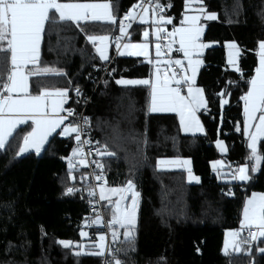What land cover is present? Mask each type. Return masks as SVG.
Returning a JSON list of instances; mask_svg holds the SVG:
<instances>
[{
  "label": "trees",
  "instance_id": "16d2710c",
  "mask_svg": "<svg viewBox=\"0 0 264 264\" xmlns=\"http://www.w3.org/2000/svg\"><path fill=\"white\" fill-rule=\"evenodd\" d=\"M65 1L106 2L59 0ZM161 1L172 5L163 14L177 16L175 21L184 11L186 0ZM137 2L112 0L114 14L119 18ZM192 4L200 7L195 0ZM203 5L217 15L215 20L201 21L205 25L201 40L217 43L200 57L203 66L197 83L208 102L199 111L204 134H183L175 113H149L150 86L116 83L121 79L150 80L153 73L152 64L141 57L117 53L112 38L119 35L118 21L74 22L53 17L44 27L38 62L54 72L28 78L32 95L64 88L71 94L75 87L90 95L86 114L92 139L100 151L107 145L108 151L116 153L101 156L105 184L124 188L132 180L139 193L132 238L121 236L118 242L117 256L124 264H264V253L259 251L264 248V238L252 240L242 229L239 239H245L247 250L222 251L225 230L239 228L246 198L264 193V138L258 144L262 159L253 172L241 99L255 75L258 43L264 40V0H203ZM144 26L133 25L128 37L140 40ZM89 35L110 38L105 44L112 62L105 73L93 71L106 61L96 51L100 42H90ZM231 42L240 49L238 63L232 66L227 47ZM11 70L10 52H0V83L8 82ZM222 91L227 95H218ZM222 100L228 103L222 105ZM26 133L16 132L0 150V264H100L103 255L94 254L98 253L95 234L103 230L85 225V194H67L69 186L80 184L83 172L69 167L76 158L75 134L72 139L54 134L39 154L18 155ZM216 140L227 146L225 170L230 174H219L213 168L220 157L213 144ZM161 158L190 159L199 183H188L182 170L159 168ZM244 164L251 177L245 183L221 179ZM104 203L111 216L113 205ZM60 241L72 244L65 247Z\"/></svg>",
  "mask_w": 264,
  "mask_h": 264
},
{
  "label": "snow or ice",
  "instance_id": "6c2138e0",
  "mask_svg": "<svg viewBox=\"0 0 264 264\" xmlns=\"http://www.w3.org/2000/svg\"><path fill=\"white\" fill-rule=\"evenodd\" d=\"M194 0H186V8L189 7ZM200 5L198 11L200 13L207 12L206 7L203 5V0H195ZM149 5L148 7L145 4ZM171 4H163L160 0H139V3L133 5V9H142L143 15L137 17L136 12L130 9L122 19L119 20V31L121 36L115 37L118 42L124 36L127 35V28L131 27V23L125 24V21L139 20L142 23H148L145 16L149 12L150 8L156 19L153 21L155 27V35L157 40L161 39V34H166L169 37L179 36V48L177 51L183 53V56L187 59V68L184 66V61L181 59L169 60L165 63L169 68L173 65L179 66L178 69H174L171 72V76L165 74L160 76V68H156V79L151 81L149 79H121L117 80V84L123 85H146L150 86V102L148 104L149 113H177L180 119V125L185 132L195 131L203 132V126L197 116V112L200 109L207 108V100L205 99L204 89L195 87L196 74L203 63L200 59H193L192 57L201 55V49L211 47V44L200 43L201 35L204 31L203 27L198 24L200 20L199 15H185L181 24L187 22L188 26L173 27L171 32H168L166 28L162 27L165 24L172 23V17H166L163 13L166 8H170ZM115 4L112 0H106L103 3H61L59 0H0V52L9 53L11 55V73L7 77V83H0V149L4 148L8 143L10 137L13 136L14 131L19 125L26 124L31 121L34 127L23 137V146L20 147L18 153H24L29 148H35L37 152L43 146L47 138L56 131L57 128H61V134L64 136H71L76 133V141L80 143H88V141H81L80 132L83 131V125L89 123L87 118H82L83 125H73L71 123L65 124V121L69 117L74 115L72 109H64L63 105L67 102L69 89H55L50 91L44 89L39 94L32 95L29 92L28 75H25L22 69L28 66H35L39 59L41 34L44 31L45 23L52 20L54 14H58L60 21H74V22H87V21H104L112 24H116L118 17L115 13ZM207 20L217 19L215 13H207L205 16ZM145 41L149 37L147 30L143 33ZM87 39L90 42H100V46L96 47V51L102 60H109L107 55V44L109 36L101 35H89ZM173 40L166 47L171 51ZM117 48L120 45L117 43ZM125 49H135V51L127 52L128 55L134 56H149V44L137 43V44H124ZM229 48L228 63L230 65H237L238 57L240 56V49L235 42H231L227 45ZM156 56L160 57L161 44L155 45ZM259 66L255 69V75H253L248 81V91L241 97L244 101V115L245 121L243 131L245 135L250 137L248 147L250 148L249 160H254L255 164L252 166L251 171H257L261 155L258 154V141L264 138V40L259 41ZM120 55H124V52H120ZM153 63L152 60L148 61ZM160 63L159 60L156 61ZM188 70H191V75H188ZM237 72L240 68H235ZM51 71V69H44L43 72ZM183 73V74H180ZM39 71H33L29 75H39ZM63 74V73H57ZM179 74V78H176ZM187 86V95H182V89ZM77 95L80 94V89H75ZM5 93H7L5 95ZM15 94V96L13 95ZM218 95H227L225 92H221ZM227 100H222L221 104H227ZM66 112L67 115L62 113ZM259 114V116H257ZM258 119V123L253 125V121ZM255 126L256 131L250 132V129ZM237 131H240V127L237 126ZM217 146L221 151H227L223 141H217ZM104 151L97 149V155L99 156H115L116 153L107 150V145H104ZM79 149H74L75 155ZM161 164L166 163L160 161ZM221 161H216L213 164V168L216 165L221 164ZM184 165L190 164V161H183ZM72 167L71 163L69 165ZM97 167L103 168L102 164H97ZM189 179L199 181V177L191 174V168H188ZM249 168L247 165L240 166L233 174V179H239L240 181H247L251 179L248 174ZM103 179L102 175L96 176V180ZM135 185L132 180H128L126 189L132 192ZM74 189L69 188L67 192L71 194ZM112 192L124 191V189H110ZM90 195H94V190H90ZM139 197L138 192H133L131 197L132 205L131 209L125 208L123 211L120 209V202H115V209L113 216L107 223L109 225L119 224L122 228L129 229L123 233L125 240L132 238V231L135 224L136 209L138 207ZM101 200L107 199L111 204L112 200L104 195V189L101 188V194L99 197ZM117 213H120L117 216ZM102 222L101 217H97L94 223ZM255 226L258 229V236L256 233L250 232L252 240L258 238H264V194L253 193L249 197L243 208V219L241 221V229H251ZM82 235H87L82 233ZM234 237L238 236V232L231 233ZM113 241H118L120 235L113 229L112 232ZM101 243L96 245L100 251L94 253L97 255H104L107 246L103 243L106 239L104 235L100 236ZM65 247H70L72 242L60 241ZM111 252L112 260L110 264H124L121 261L117 253L120 249H108ZM239 250V249H237ZM264 253V248L259 249ZM79 254V253H78Z\"/></svg>",
  "mask_w": 264,
  "mask_h": 264
},
{
  "label": "built area",
  "instance_id": "2783aa9c",
  "mask_svg": "<svg viewBox=\"0 0 264 264\" xmlns=\"http://www.w3.org/2000/svg\"><path fill=\"white\" fill-rule=\"evenodd\" d=\"M160 2L163 3L161 0ZM138 3H139V0L137 4ZM145 6L148 7L149 5H147L146 3ZM135 10L138 12V14L142 12V9H135ZM126 13L127 12H124L118 18V24H119V20L122 19ZM128 23H131V27H132L133 25L137 23V19L131 20V21H125V24H128ZM129 30H128V33H129ZM128 33L126 36H124L119 41L125 42L128 38ZM117 36L119 35H115L112 38V42H115V43L119 42L115 40V37ZM159 41L161 44V50L163 54H165L166 56H170L171 54H180V51H177V49L179 48L178 44H172L171 51H169V49L166 47L169 44L168 36H166V34L162 33L161 39H159ZM111 62H112V59H109L105 62L104 65L93 68L94 73H97V72L105 73L110 67ZM184 66L185 68H187V65L185 62H184ZM178 68L179 66L173 65L171 68H169V70L170 72H172V70L178 69ZM180 74H183V73H180ZM176 78H179V74ZM101 79H102V76H100L98 80L96 79L97 80L96 87L98 86ZM75 89H77V87L72 89L71 94H68L67 102L63 105L64 109L70 108L74 111V115L69 117L68 120L65 121V124L71 123L73 125H83L82 118H87L89 123L86 125H83V131L80 132L79 135L81 136V141H88V143H80L76 141V139H74V149H79V151L75 154L76 158H74L71 161V165L72 167H75V168H79V169L82 168L83 172L80 173V178H79L80 184H73L69 186L67 189L69 188L74 189V191L71 194H74L76 192H83L85 194V204H86L87 213H88V219L85 221V225L88 227L98 225L103 230V232L106 234L105 245L107 246V248L105 250V254L102 256V260L100 264H110L112 260V255L108 249H118V242L120 241V239L118 241H113L112 234L110 232L114 225H109L107 223L108 221L111 220L113 214L111 216H107L106 214L107 205L104 203L103 200L99 198L101 194L100 188L103 184H105V175L101 172L102 169L97 167V164L103 165V163L101 160V156L97 155V149L99 148L92 139L91 122L86 114V108H87L88 103L90 102L91 97L86 92L85 89L78 88L80 89L79 95H77ZM183 91H184V88L182 89V92ZM62 114L67 115L66 112H63ZM74 134L75 136L77 135L76 133ZM76 160H81L83 162V165L79 166ZM232 173H234V171ZM98 175H102L103 179L99 181L96 180V176ZM90 190H94V195L89 194ZM125 191L127 194L128 201L127 203L123 204L121 211H123L125 208L129 209L131 207L132 205L131 197L133 195V192H137L136 187L133 189L132 192H129L126 189V186H125ZM67 194L71 195L68 192ZM117 214L118 216L120 215V213H117ZM98 216L102 218V222L94 223V221L97 220ZM116 225L119 226V224H116ZM120 229H121V226H120ZM242 230L244 231V235L246 237H250V232L256 233V234L258 232V229L255 227H252L251 229L245 228ZM118 234L120 235V238H121L120 231L118 232Z\"/></svg>",
  "mask_w": 264,
  "mask_h": 264
},
{
  "label": "crops",
  "instance_id": "0c3cea01",
  "mask_svg": "<svg viewBox=\"0 0 264 264\" xmlns=\"http://www.w3.org/2000/svg\"><path fill=\"white\" fill-rule=\"evenodd\" d=\"M103 2H105V1H99V2H86V1H65V2H61V3H103ZM138 16V15H137ZM167 16H173V15H167ZM53 17H57L58 18V14H54V16ZM59 19V18H58ZM180 19H181V16L180 17H178L177 18V20L175 21L176 22V24H179L178 22L180 21ZM137 23H138V21H137ZM46 24V23H45ZM144 25V24H143ZM146 25V24H145ZM204 32V31H203ZM43 33V32H42ZM203 36V35H202ZM41 39H42V34H41ZM201 39H202V37H201ZM200 39V43H206V42H209V41H202ZM168 40H169V42L171 43L173 40H175V43H172V44H178L179 45V39L177 38V36L176 37H169L168 36ZM98 43H99V41H97ZM40 45H41V42H40ZM212 46H214V45H212ZM211 46V47H212ZM207 49V48H206ZM201 51V55L203 54V52L205 51V49H201L200 50ZM257 53H258V58H257V67L259 66V48H258V50H257ZM165 58H167L168 59V57H169V59H171L172 57V59L173 60H176V59H181V60H183L185 63H186V65H187V59L183 56V53L182 52H180V54H171L170 56H166L165 54H162ZM201 55H199V56H193L192 58L193 59H200L201 60ZM169 59H168V61H169ZM171 59V60H172ZM162 62L163 61H160V64H158V65H162ZM152 64V63H151ZM202 66H203V63L200 65V67H199V69H198V71H197V74H196V83H195V87H200V88H203L202 86H200V85H198V83H197V78H198V75H199V72H200V70H201V68H202ZM157 67H159L160 68V76L161 77H163L165 74H167V75H169V76H171V72H170V70H169V67L165 64V65H163V67H160V66H157ZM155 65H153L152 64V68H153V73H152V75H151V81H155V79H156V68H157ZM44 69H49V68H44V67H41L40 65H39V62H37V64L35 65V66H28V67H26V68H24V69H22V71L24 72V74L25 75H28V78L29 77H31V76H35V75H29V73H31V72H33V71H39L41 74H39V75H44V74H51V73H53L54 71L51 69V71H48V72H43V70ZM188 75H191V70H188V73H187ZM50 91H54V90H50ZM7 94V93H6ZM5 94V95H6ZM204 94H205V92H204ZM14 96H15V94H13ZM182 95H187V86H184V92H182ZM205 99H206V97H205ZM206 109V108H205ZM205 109H200L199 111H201V110H205ZM243 109H244V101H243ZM199 111L197 112V116H198V118H199V120H200V123H201V125L203 126V129H204V131L203 132H195V131H190V132H185L184 130H183V128L181 127V125H180V119H179V115L177 114V113H175L176 114V116H177V119H178V123H179V127H180V131L183 133V134H186V135H201V134H204L205 133V128H204V125H203V123H202V121H201V118H200V116H199ZM257 116H259V114H257ZM244 121H245V115H244V110H243V126H244ZM253 123V125H255L256 123H258V119L256 120V121H253L252 122ZM32 127H34V125L32 124V122L31 121H28V123H26V124H22V125H19L18 127H17V129L14 131V133H13V135L16 133V132H20L21 130H25V132H30L31 131V129H32ZM63 127V126H62ZM62 127L61 128H57L56 129V131L55 132H53L48 138H47V140L44 142V144H43V146L40 148V151L39 152H37L36 151V149L35 148H29V150L27 151V152H24V153H21V154H26V153H36V154H39L42 150H43V148H44V146L46 145V143L48 142V140L50 139V137L51 136H53L54 134H57L60 138H65V139H67V138H73V135L74 134H72L71 136H64V135H62L61 134V132H62ZM28 129H29V131H28ZM256 131V129H255V126H253L251 129H250V132H255ZM26 133V134H27ZM243 133H244V131H243ZM25 134V135H26ZM25 135H23V136H25ZM244 135H245V133H244ZM246 137H247V145L249 144V142H250V137L248 136V135H245ZM11 138V137H10ZM9 138V139H10ZM262 139V138H261ZM260 139V140H261ZM259 140V141H260ZM9 141V140H8ZM217 141H223V140H216V141H214V146H215V148H216V150H217V152L219 153V155H220V157H219V159H217L216 161H221L222 163L221 164H218V165H216V168H215V170L217 171V172H219V171H221V170H225V169H227L228 168V164L226 163V161H225V159H224V155L227 153V151H221V149L217 146ZM259 141H258V144H259ZM224 142V141H223ZM7 145V144H6ZM21 146H23V139H22V142H21V145H20V147ZM224 146H225V148L227 149V146H226V144H225V142H224ZM6 147V146H5ZM4 147V148H5ZM4 148H2V149H0V150H3ZM249 148V147H248ZM250 149V148H249ZM19 151H20V148H19ZM19 151H18V153H19ZM20 155V154H19ZM183 161H190V159H188V158H175V159H168V160H166L165 162L166 163H164V164H161L160 163V165H159V168H161V169H164V170H174V169H179V170H182V171H184V173H185V177H186V181L188 182V183H191V184H196V183H199V181H200V179H199V181H195V180H190L189 179V172H188V168L190 167L191 168V162H190V164H188V165H184L183 164ZM215 161V162H216ZM244 165H246V164H244ZM244 165H240V166H244ZM239 166V167H240ZM248 166V165H247ZM253 166V165H252ZM239 167H237L236 169H233L234 170V173L236 172V170L239 168ZM248 168H249V166H248ZM232 170V171H233ZM258 170V169H257ZM233 173V174H234ZM191 174L193 175V176H196V177H198L195 173H193V171H192V168H191ZM233 174H231V177H233ZM248 174H249V172H248ZM226 181H229V182H234V183H245L246 181H240L239 179H233L232 178V180L230 181V180H226ZM101 188H103L104 189V195L105 196H107V197H109L111 200H112V203H111V205H113V209H115V202L117 201V200H119V202H120V209L123 207V204L124 203H127V201H128V198H127V194H126V191H125V188H117V187H110V186H107L106 184H103L102 186H101ZM101 188H100V192H101ZM113 188H115V189H124V191H118V192H112V191H110V189H113ZM256 193V192H255ZM253 194V193H252ZM252 194L249 196V197H251L252 196ZM104 201H106V203L107 204H110L109 202H108V200L107 199H105ZM247 201V200H246ZM246 201H245V203H246ZM245 205V204H244ZM244 207V206H243ZM242 211H243V209L241 210V213H240V218H239V228H240V230H241V218H242ZM135 222H136V217H135ZM253 227H255V226H253ZM247 228V227H246ZM256 228V227H255ZM243 229H245V228H243ZM127 230H129V229H126V228H123V230H122V235H123V233L125 232V231H127ZM130 230H132V229H130ZM246 245V246H245ZM245 247V248H244ZM243 250H247V243L246 244H244V246H243V248H242Z\"/></svg>",
  "mask_w": 264,
  "mask_h": 264
},
{
  "label": "rangeland",
  "instance_id": "374dc122",
  "mask_svg": "<svg viewBox=\"0 0 264 264\" xmlns=\"http://www.w3.org/2000/svg\"><path fill=\"white\" fill-rule=\"evenodd\" d=\"M198 9H199V6H194L193 4H191L189 7H187L186 8V3H185V7H184V11L181 13V19H180V21L178 22L179 24H176V22H175V18L177 17V16H175V15H173V16H167V15H165L166 17H172L173 19H172V23L171 24H165V25H162V27H164V28H166L167 29V31L168 32H171L172 31V29H173V27L175 26V27H181V26H188L187 25V22L185 23V24H181V21L183 20V17L185 16V15H188V16H191V15H199L201 18H200V20L198 21V24L200 25V26H202L203 27V29H205V25H204V23H202L201 21L203 20V19H206L205 18V16L207 15V13H212V12H205V13H200L199 11H198ZM132 10L134 11V12H136V14L138 15L137 17H139L140 15H143L144 13H143V11L140 13V14H138V12L137 11H135V9H133L132 8ZM145 19L146 20H148V23H142L140 20H139V18H137V21H138V23L139 24H146L145 26H144V28L142 29V31H141V39L140 40H138V41H133V40H131L130 38L131 37H128V39L125 41V42H121V41H119L118 43H119V45H120V47H119V49L117 48V46H116V50H117V53L119 54L120 52H124L125 54L124 55H120V56H125V57H141L142 59H144L145 61H149V60H152L153 61V65H155L156 67L157 66H160V67H163V65H165L166 63V61H168V59L167 58H165L162 54H163V52H162V54H161V56L160 57H157L156 56V48H155V45L157 44V43H160V41L159 40H157V38H156V35H155V27H156V25H154V23H153V21L156 19V17L153 15V13H152V11L151 10H149V12L147 13V15L145 16ZM128 30H129V28H127L126 29V31H127V33H128ZM145 30H147L148 32H149V37H148V39H147V41H145V39H144V36H143V33H144V31ZM202 35H203V33H202ZM202 35H201V37H202ZM119 36H121V33H120V31H119ZM177 38L179 39V36L177 35ZM145 42H147L148 44H149V56L148 57H143V56H134V55H128L127 54V52H130V51H135V49H125L124 47H123V45L124 44H137V43H145ZM168 43H170V42H168ZM207 44H211V45H217V43L216 42H213V41H211V42H206ZM116 45H117V43H116ZM162 51V50H161ZM228 52H229V50H228ZM157 60H159V61H163L162 62V65H158L157 63H156V61ZM160 64V63H159ZM167 65V64H166ZM232 66V65H231ZM166 160H168V158H161V159H159L158 160V163H160V161H166ZM77 162H78V164H80V165H83V162L81 161V160H76ZM255 164V161L253 160V165ZM70 167V166H69ZM219 174H230L229 173V170H221V171H219ZM221 179L222 180H232V177L231 176H223V177H221ZM126 186V185H125ZM125 186H124V188H125ZM257 194H264L263 192L262 193H260V192H258ZM249 197H247L246 198V200L248 199ZM244 207H242V209H243ZM129 209H131V207L129 208ZM113 212H114V209H113ZM117 216H118V214H117ZM242 219H243V211H242V218H241V221H242ZM113 229H115L117 232H119L120 231V233H121V236H122V238H124L123 237V235H122V230H123V228L121 227V229H120V225L119 226H117V225H114L113 227H112V229H111V234H112V232H113ZM132 231V230H131ZM234 232H238V233H240V228H238V229H227V230H225V234H224V243H223V247H222V251L224 252V253H229V252H240V250H242V248H243V246H244V244H246V242H245V239H242V240H240L239 238V235L238 236H236V237H234L233 235H231V233H234ZM133 233V232H132ZM101 235H104L105 237H106V234L104 233V232H97L96 234H95V243H96V245H98V244H100L101 243V241H100V236ZM257 236H258V232H257ZM106 242V239H105V241L103 242V243H105ZM98 248V247H97ZM237 249H239V250H237ZM100 251V249L98 248V252Z\"/></svg>",
  "mask_w": 264,
  "mask_h": 264
},
{
  "label": "bare ground",
  "instance_id": "6f19581e",
  "mask_svg": "<svg viewBox=\"0 0 264 264\" xmlns=\"http://www.w3.org/2000/svg\"><path fill=\"white\" fill-rule=\"evenodd\" d=\"M135 11H136V10H135ZM161 52H162V51H161ZM172 58H173V57H172ZM172 58H171V59H172ZM168 59H169V57H168ZM171 59H169V60H171ZM96 82H97V81H96ZM94 86H95V85H94ZM183 92H184V91H183ZM87 117H88V116H87ZM92 137H93V136H92ZM74 138H75V137H74Z\"/></svg>",
  "mask_w": 264,
  "mask_h": 264
}]
</instances>
